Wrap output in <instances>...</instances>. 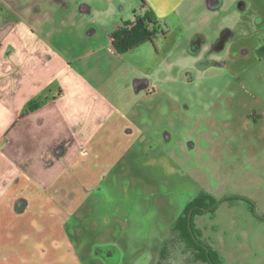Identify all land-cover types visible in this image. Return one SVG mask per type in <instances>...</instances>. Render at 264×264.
Instances as JSON below:
<instances>
[{"label": "rangeland", "instance_id": "374dc122", "mask_svg": "<svg viewBox=\"0 0 264 264\" xmlns=\"http://www.w3.org/2000/svg\"><path fill=\"white\" fill-rule=\"evenodd\" d=\"M86 1L90 14L75 12V28L66 29L85 41L78 50L104 42L111 18L95 11L107 0ZM117 8L124 21L143 14L141 0ZM29 11L30 19L51 16ZM89 27L97 33L86 36ZM175 63L161 88L136 103L131 118L140 133L100 139L73 168L25 188L19 214L0 219V264H193L174 225L202 193L250 200L223 199L191 219L219 263L264 264V65L242 77L244 91L192 53ZM254 109L260 119L249 118Z\"/></svg>", "mask_w": 264, "mask_h": 264}, {"label": "crops", "instance_id": "0c3cea01", "mask_svg": "<svg viewBox=\"0 0 264 264\" xmlns=\"http://www.w3.org/2000/svg\"><path fill=\"white\" fill-rule=\"evenodd\" d=\"M107 1L95 9L111 15L101 29L105 41L78 50L85 41H74L66 29L75 28L69 20L75 12L90 14V2L0 0V219L19 214L30 184L73 168L80 155L101 147L100 139L140 133L131 118L136 103L172 76L177 58L206 59L244 91L242 79L264 65V0H218L213 7L209 0H144L162 34L152 47L144 42L123 53L113 48L111 33L134 19L115 12L121 0ZM29 5L51 16L27 18ZM30 102L37 107L24 113ZM251 114L261 118L255 109Z\"/></svg>", "mask_w": 264, "mask_h": 264}, {"label": "trees", "instance_id": "16d2710c", "mask_svg": "<svg viewBox=\"0 0 264 264\" xmlns=\"http://www.w3.org/2000/svg\"><path fill=\"white\" fill-rule=\"evenodd\" d=\"M141 11L143 14L136 15L133 22H123L121 27L111 33V42L113 48L117 53H123L130 48L137 46L138 44L145 41H152V38L158 35L162 30L157 24L156 19L154 18L152 11L149 8H146V3L144 0H141ZM264 48L261 47L259 52L263 51ZM37 107V103L30 102L27 109L24 113L29 112L30 110ZM239 199H244L243 197H236ZM216 199L208 194L202 193L199 196H196L191 202L187 203L183 210V214L179 216L176 220L174 228L177 229L180 234H183L184 237L188 239V243L192 245L194 242L192 240L191 234H193L194 229L192 227V222L188 225V213L193 209L191 219L196 214H203L204 211L200 210L197 206L201 207H211ZM253 206V205H252ZM216 207H212L210 210H214ZM200 251V258L206 260L207 255L204 249L197 247ZM211 258L215 256L213 252H209Z\"/></svg>", "mask_w": 264, "mask_h": 264}, {"label": "flooded vegetation", "instance_id": "af4514ba", "mask_svg": "<svg viewBox=\"0 0 264 264\" xmlns=\"http://www.w3.org/2000/svg\"><path fill=\"white\" fill-rule=\"evenodd\" d=\"M5 4H6V2L5 1H3ZM209 196H211L210 194H208ZM238 196H240V197H243L245 200H248V201H250L248 198H246V197H244V196H241V195H231V194H228V195H224V196H221V197H224L223 199H229V198H236V197H238ZM215 199H216V201L214 202V204H212V206L211 207H201V206H197L200 210H203L204 212H206V211H210L211 212V208L212 207H216V205L219 203V202H221L222 200H220L219 202H217V200L220 198H218L217 199V197H214ZM237 199H239V198H237ZM253 205V204H252ZM251 205V210L253 211V206ZM183 213V212H182ZM192 213H193V209H191L190 211H189V213H188V225H190V223H191V216H192ZM196 215H198V214H196ZM195 216V215H194ZM193 216V217H194ZM175 229V228H174ZM176 231H178L177 229H175ZM178 233V239L181 241V242H183V244H184V249L186 248V249H189L190 251H191V255H192V257H191V260H192V263L193 264H196V263H200V264H220L219 263V257H218V253L215 251V250H213V249H211L209 246H207L206 244H204L199 238H198V236L197 235H195V233L193 232V234H191V236H192V240H193V244L192 245H190L189 243H188V239L186 238V237H184L183 236V234H180V232L178 231L177 232ZM197 247H199V248H201V249H204L205 250V253H206V255H207V259L206 260H204V259H202V258H200V256H199V254H200V250L199 249H197ZM209 252H213V254H215V256L213 257V258H211L210 257V255H209ZM167 254L168 253V255L170 256V254L172 253V251H162L161 252V254Z\"/></svg>", "mask_w": 264, "mask_h": 264}, {"label": "water", "instance_id": "95a60500", "mask_svg": "<svg viewBox=\"0 0 264 264\" xmlns=\"http://www.w3.org/2000/svg\"><path fill=\"white\" fill-rule=\"evenodd\" d=\"M218 3V0H209L208 4L210 5V7H213L214 5H216ZM214 4V5H213ZM224 197H220L217 202H219L220 200H222Z\"/></svg>", "mask_w": 264, "mask_h": 264}]
</instances>
